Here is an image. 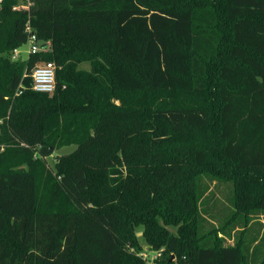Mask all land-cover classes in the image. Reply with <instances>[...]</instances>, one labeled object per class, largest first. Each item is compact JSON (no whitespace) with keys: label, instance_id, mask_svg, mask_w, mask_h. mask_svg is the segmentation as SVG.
<instances>
[{"label":"trees","instance_id":"16d2710c","mask_svg":"<svg viewBox=\"0 0 264 264\" xmlns=\"http://www.w3.org/2000/svg\"><path fill=\"white\" fill-rule=\"evenodd\" d=\"M20 1L0 3V264H146L138 227L161 264H264V0ZM212 182L232 208L208 229Z\"/></svg>","mask_w":264,"mask_h":264},{"label":"rangeland","instance_id":"374dc122","mask_svg":"<svg viewBox=\"0 0 264 264\" xmlns=\"http://www.w3.org/2000/svg\"><path fill=\"white\" fill-rule=\"evenodd\" d=\"M28 6H29V1L27 0L20 1V5H19L20 8H28ZM29 48H30L29 42L24 44L22 47H20L19 54L17 56L13 52L12 60L18 61V60H23V59L28 58ZM75 148H76L75 144L64 146L56 150L52 156L48 157L47 161H48V164L51 170L55 172V164L61 155L69 154L73 150H75ZM205 181L207 183L209 182L207 180ZM228 184H230L231 186V195H232V185L231 183H228ZM210 186H211V190L209 191L208 194H206V197H209L210 201L207 202L208 199L205 198L206 199L205 208H207V205H208L210 209L209 210L210 213L205 214L206 216L205 227L208 229H210L213 225H219L222 222V220H224L227 217L226 215L230 212L228 207L230 206L232 208V206L230 205V201L228 200V198L225 197L226 193L229 191V187H227L226 184L216 183V182H212ZM229 195L230 193H228V196ZM215 198L218 202L217 204L213 202ZM142 231H143L142 227L137 228L138 238L142 244V248H145L147 246V243L145 239L143 238ZM234 233H236V230L233 232V234ZM227 242L232 243L233 240L228 239Z\"/></svg>","mask_w":264,"mask_h":264},{"label":"built area","instance_id":"2783aa9c","mask_svg":"<svg viewBox=\"0 0 264 264\" xmlns=\"http://www.w3.org/2000/svg\"><path fill=\"white\" fill-rule=\"evenodd\" d=\"M3 0H0V3H2ZM27 30L30 31V26L27 27ZM29 44L30 48L28 50L29 54H36L39 51L43 50L42 43L37 40L36 36L33 35L29 38ZM50 45V42H48L47 47ZM46 49V48H45ZM19 50L15 49L14 54L17 56L19 54ZM56 70L57 67L54 62L49 61L45 62L43 64H39L35 67V69L31 73L32 77V89L37 92H44V93H53L56 89ZM27 76V74H25ZM22 91L19 90L18 94H20ZM164 249H153L149 246H146L143 248L142 251H140L139 255L142 257V259L145 261L146 264H161V260L164 258L163 254ZM186 256L182 258V260H185ZM172 264H181L180 259L175 255L172 254L171 257Z\"/></svg>","mask_w":264,"mask_h":264}]
</instances>
